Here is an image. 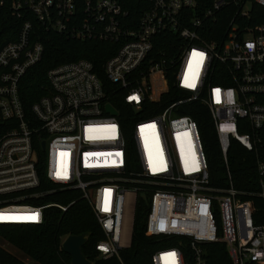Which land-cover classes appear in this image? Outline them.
Wrapping results in <instances>:
<instances>
[{
	"label": "built area",
	"instance_id": "1",
	"mask_svg": "<svg viewBox=\"0 0 264 264\" xmlns=\"http://www.w3.org/2000/svg\"><path fill=\"white\" fill-rule=\"evenodd\" d=\"M127 1L0 0V12L7 5L21 20L0 49V226H43L48 209L75 203L44 201L78 191L104 233L103 259L123 264L126 216L132 209L134 223L143 205L147 234L162 238L152 264H212L217 245L225 264H264V207L251 201L264 203V0L205 9L144 0L138 17ZM218 25L223 35L207 39ZM38 29L111 54L102 69L86 59L49 69L28 105V77L44 53ZM171 82L178 93L163 105ZM194 102L211 115L226 187L213 186L198 124L184 114ZM233 142L255 159L248 189L232 180Z\"/></svg>",
	"mask_w": 264,
	"mask_h": 264
},
{
	"label": "trees",
	"instance_id": "2",
	"mask_svg": "<svg viewBox=\"0 0 264 264\" xmlns=\"http://www.w3.org/2000/svg\"><path fill=\"white\" fill-rule=\"evenodd\" d=\"M144 0H128L126 8L137 17L143 11ZM215 0H199L202 9L209 8ZM233 8H230L232 11ZM263 13L261 9H258ZM21 26V20L14 17L8 6H4L0 12V49L10 41H13ZM221 26H217L214 35L208 38H219L223 35ZM39 41L44 46L41 61L35 67L34 72L28 77L25 87L24 99L31 105L41 93L42 86L46 82V73L49 69L80 59L91 61L96 68L102 69L104 63L110 56L107 45L94 42H79L66 39L44 31L37 32ZM32 74H34L32 76ZM178 93L171 82V92L162 101L163 105L169 104L171 99ZM184 114L191 116L198 124L201 138L206 149L211 182L215 187H226L228 182L227 172L222 159L218 137L209 110L199 102L185 106ZM229 161L232 180L239 189H248L250 183L258 180L255 159L252 153L246 151L239 144L233 142L229 151ZM78 191H65L59 195L48 197L44 203H61L69 205L75 203L63 213L52 207L47 210L46 221L40 227H2L0 234L12 246L32 258L39 264H71V257L62 250V244L71 235L90 233L88 242L83 247L84 255L94 264H122L118 258L103 259L96 249L99 242L104 239V233L94 216L88 203L80 199ZM255 208L263 209L264 203L261 199H251ZM147 207L138 205L133 223V234L131 247L121 250L120 256L123 264H152V255L163 245L162 238L151 237L146 231ZM188 244L187 239H182ZM161 244V245H160ZM213 251H222L211 256L212 264H225L227 258L223 254V248L219 245L210 246ZM216 249V250H215ZM22 263L17 257L10 254L0 246V264Z\"/></svg>",
	"mask_w": 264,
	"mask_h": 264
},
{
	"label": "water",
	"instance_id": "3",
	"mask_svg": "<svg viewBox=\"0 0 264 264\" xmlns=\"http://www.w3.org/2000/svg\"><path fill=\"white\" fill-rule=\"evenodd\" d=\"M109 111L114 113L109 106ZM182 110V109H181ZM90 233L71 235L62 244V250L71 257V264H94L83 253L82 249L88 242Z\"/></svg>",
	"mask_w": 264,
	"mask_h": 264
},
{
	"label": "rangeland",
	"instance_id": "4",
	"mask_svg": "<svg viewBox=\"0 0 264 264\" xmlns=\"http://www.w3.org/2000/svg\"><path fill=\"white\" fill-rule=\"evenodd\" d=\"M132 223H133V214H132V209H130L126 216V223H125L126 227L122 238L125 244H128L130 242L131 228H133ZM0 246L6 251H8L10 254L17 257L20 261L25 262L26 264H39L29 256L25 255L23 252L12 246L10 243H8L1 234H0Z\"/></svg>",
	"mask_w": 264,
	"mask_h": 264
},
{
	"label": "snow or ice",
	"instance_id": "5",
	"mask_svg": "<svg viewBox=\"0 0 264 264\" xmlns=\"http://www.w3.org/2000/svg\"><path fill=\"white\" fill-rule=\"evenodd\" d=\"M33 219H35V217H33Z\"/></svg>",
	"mask_w": 264,
	"mask_h": 264
}]
</instances>
